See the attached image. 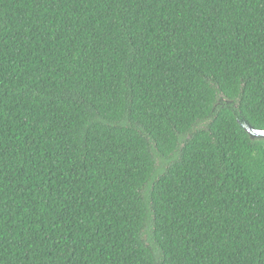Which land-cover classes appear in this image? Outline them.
<instances>
[{
	"label": "trees",
	"instance_id": "trees-1",
	"mask_svg": "<svg viewBox=\"0 0 264 264\" xmlns=\"http://www.w3.org/2000/svg\"><path fill=\"white\" fill-rule=\"evenodd\" d=\"M264 0H0V264H264Z\"/></svg>",
	"mask_w": 264,
	"mask_h": 264
},
{
	"label": "water",
	"instance_id": "water-1",
	"mask_svg": "<svg viewBox=\"0 0 264 264\" xmlns=\"http://www.w3.org/2000/svg\"><path fill=\"white\" fill-rule=\"evenodd\" d=\"M243 127L249 133L252 139H263L264 140V129L259 130L249 125L247 122L244 123Z\"/></svg>",
	"mask_w": 264,
	"mask_h": 264
}]
</instances>
